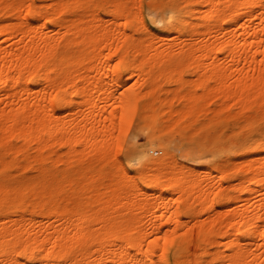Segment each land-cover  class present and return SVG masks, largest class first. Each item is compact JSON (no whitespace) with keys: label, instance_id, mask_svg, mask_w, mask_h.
<instances>
[{"label":"bare ground","instance_id":"6f19581e","mask_svg":"<svg viewBox=\"0 0 264 264\" xmlns=\"http://www.w3.org/2000/svg\"><path fill=\"white\" fill-rule=\"evenodd\" d=\"M110 2L114 8L105 9ZM145 2L159 6L148 15L154 27L149 33L140 30L133 9ZM163 28L177 34L169 38ZM114 57L115 68L103 75L139 61L143 67L191 65L206 77L194 89L193 82L178 90L130 89L119 111L124 119L151 117L155 144L148 149L162 154L145 148L135 153L142 167L164 173L168 190L179 192L174 213L190 206L197 182V199L219 206L208 229L197 223L182 233L184 225L175 223L169 230L149 209L148 231L128 227L129 219L119 215L101 223L96 231L105 235L99 236L75 226L59 206L54 169L59 161L68 165L67 195L72 188L79 192L74 186L79 169L85 170L83 191L110 179L114 198L131 185L98 174L96 143L88 145L92 150L69 147L63 160L57 158V112L72 103L61 98L65 83L74 85L80 70L109 65ZM223 75L228 84L219 95L222 103L229 99L239 106V120L232 111L227 121L220 117L224 107L208 99L216 92L210 80ZM100 114L105 122L115 115L106 109ZM195 115L197 121L205 116L210 133L229 129L226 160L211 170L179 163L168 171L171 148L161 132L176 127L189 132ZM88 155L94 159L84 161ZM193 177L199 179L191 184ZM153 201L143 195L137 208ZM226 202L237 205L221 214ZM0 264H264V0H0Z\"/></svg>","mask_w":264,"mask_h":264},{"label":"rangeland","instance_id":"374dc122","mask_svg":"<svg viewBox=\"0 0 264 264\" xmlns=\"http://www.w3.org/2000/svg\"><path fill=\"white\" fill-rule=\"evenodd\" d=\"M145 3L143 6L135 5L133 9L136 11L135 21L140 30L149 33L154 27L148 22V15L156 14L159 6L152 2ZM104 8L114 7L110 2L106 3ZM153 8L155 9L153 10ZM168 29L163 28V33H168ZM168 34V37L171 38L177 33L171 34L170 31ZM151 54L148 55L150 58ZM115 59L116 57L111 59L109 65L86 66V68L80 70L74 85L68 82L65 83L67 88L65 92H61V98L65 103L69 99L72 103L69 104L70 107L61 108L57 112L60 120L57 158L58 161L60 158L63 160L69 147L73 148L75 146L78 149L86 147L87 150H92V146L88 145L96 143L97 145L93 146H97L100 151L96 154V157H101L97 162L96 171L98 174L105 172L113 178L121 177L131 180V185L125 193L116 195L114 198L108 193L112 182L110 179L101 182L93 190L87 188L83 191L81 190V177L85 170L79 169L74 175V182L78 179L74 186L80 188L79 192L76 194L72 188L70 194L67 195L64 190L67 187L65 173L68 165L64 160L59 161L54 166L57 173L59 206L69 211V217L75 226L80 227L83 225L89 230V234H99V236L105 235L103 232L96 231H100L98 228L101 223L119 215L122 218L129 219L128 227H136L139 232L141 230L148 231L149 228L146 222L153 219L149 209L154 210L157 221L164 223L169 230L174 227L175 223L184 225V229L181 230L182 233L185 232L186 228L197 223L203 224L202 229H208L211 226L212 218L218 212L215 210L216 206L210 205L209 202L202 203L197 199L199 194L197 181L199 178L193 177L190 182L191 184L197 182L193 187V191H191L190 206L187 208L179 207L177 209L178 213H174L173 210L180 199L179 192L168 190L170 180L168 176H163L164 173L151 174L149 167H142L143 163L135 153L136 148L148 149L149 145L155 144L150 136L153 130L151 117L143 118L142 115L136 114L131 119H124L119 111L120 100L130 89L137 93L145 92L151 88L178 90L185 88L191 82H193L191 83L193 86L195 83H205L207 82L206 77L193 71L191 65H147L143 67L139 61L136 64L122 66L111 75H103L104 69L113 70L115 68L113 65ZM160 70H164L165 74L158 75ZM126 72L130 74L129 78L124 76ZM152 75H158L159 78L150 83L147 77ZM210 82L216 92L208 99L217 101L214 107H224L220 117L227 121L232 111L236 120L241 119L239 106L237 104L232 105L234 102L229 99L224 100V103H222L223 99L219 95L221 90L227 89V76L214 77ZM252 102L254 103L253 98L250 99V103ZM89 105H93V109ZM101 109L113 110L115 113L113 120L103 121V116L100 114ZM194 120L196 122L189 132L179 127L162 130L161 137L169 142L171 148V156L168 159V167H166L168 171H175L179 163L184 164L185 168L204 164L211 170L220 167L226 160L232 140L229 129H226L225 134H221V130L210 133L205 126L207 119L204 115L198 121L195 115L191 118V121L194 122ZM68 137L69 145L66 142ZM84 144L86 146H83ZM102 151L105 152V155ZM148 152L158 157L162 154L161 149H148ZM82 159L79 161H83ZM92 159L94 158L88 155L84 161ZM158 183L159 186H157ZM228 183V181H223L224 186ZM154 185L157 187H152ZM140 188L142 189L140 190ZM143 195L153 196L154 201L151 207L146 205L143 208H137L139 197ZM236 205L237 203L229 202L221 204V214L227 213ZM216 209H219V206ZM136 219L139 220V223H135Z\"/></svg>","mask_w":264,"mask_h":264}]
</instances>
